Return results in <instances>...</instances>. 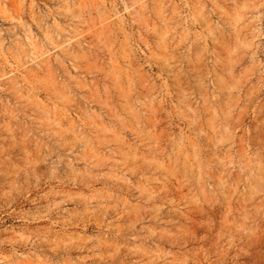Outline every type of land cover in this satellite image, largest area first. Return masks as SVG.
I'll list each match as a JSON object with an SVG mask.
<instances>
[{"label": "clouds", "instance_id": "clouds-1", "mask_svg": "<svg viewBox=\"0 0 264 264\" xmlns=\"http://www.w3.org/2000/svg\"><path fill=\"white\" fill-rule=\"evenodd\" d=\"M264 0H0V264H264Z\"/></svg>", "mask_w": 264, "mask_h": 264}, {"label": "rangeland", "instance_id": "rangeland-1", "mask_svg": "<svg viewBox=\"0 0 264 264\" xmlns=\"http://www.w3.org/2000/svg\"><path fill=\"white\" fill-rule=\"evenodd\" d=\"M253 258H254V260L264 259V246H261V247L254 250Z\"/></svg>", "mask_w": 264, "mask_h": 264}]
</instances>
